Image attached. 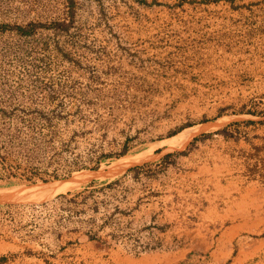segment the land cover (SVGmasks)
<instances>
[{"label":"rangeland","instance_id":"374dc122","mask_svg":"<svg viewBox=\"0 0 264 264\" xmlns=\"http://www.w3.org/2000/svg\"><path fill=\"white\" fill-rule=\"evenodd\" d=\"M9 180L0 264H264V0H0Z\"/></svg>","mask_w":264,"mask_h":264},{"label":"trees","instance_id":"16d2710c","mask_svg":"<svg viewBox=\"0 0 264 264\" xmlns=\"http://www.w3.org/2000/svg\"><path fill=\"white\" fill-rule=\"evenodd\" d=\"M19 30H20V31H25V32H27V30H26L25 27H19ZM226 132H228L227 129H224L223 131H221V133H223V134H225L226 136H228V133H226ZM98 165H99V164H98ZM98 165H97L96 167H94V168H98V167H99ZM56 178H60V177L57 176ZM44 181H46V180H44ZM12 183H14V181H13V180H9V181H7V182L4 183V184H0V186L10 185V184H12Z\"/></svg>","mask_w":264,"mask_h":264},{"label":"bare ground","instance_id":"6f19581e","mask_svg":"<svg viewBox=\"0 0 264 264\" xmlns=\"http://www.w3.org/2000/svg\"><path fill=\"white\" fill-rule=\"evenodd\" d=\"M192 131H194V130H192ZM192 131H188V132H185V133H183V134H185V135H187L188 133H191ZM198 133V132H197ZM189 135V134H188ZM182 143H183V141H182ZM65 188V187H64ZM54 192H56V191H54ZM59 192V191H58Z\"/></svg>","mask_w":264,"mask_h":264},{"label":"crops","instance_id":"0c3cea01","mask_svg":"<svg viewBox=\"0 0 264 264\" xmlns=\"http://www.w3.org/2000/svg\"><path fill=\"white\" fill-rule=\"evenodd\" d=\"M54 188H55V187H54ZM54 188L52 187V189H50V190H48V191H52V192H53ZM49 193H50V192H49Z\"/></svg>","mask_w":264,"mask_h":264}]
</instances>
